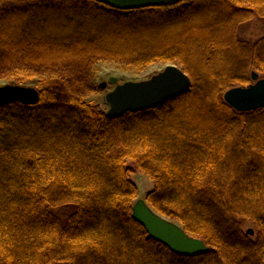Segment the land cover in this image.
Instances as JSON below:
<instances>
[{"label": "trees", "instance_id": "trees-1", "mask_svg": "<svg viewBox=\"0 0 264 264\" xmlns=\"http://www.w3.org/2000/svg\"><path fill=\"white\" fill-rule=\"evenodd\" d=\"M264 0H180L125 11L94 0H0V72L34 80L37 105L0 107V264H264V108L240 114L223 94L264 75ZM133 72L173 64L186 94L108 119L66 86L94 61ZM90 82L85 78L81 84ZM148 206L209 248L183 257L131 218L130 179ZM252 225L253 235L244 229Z\"/></svg>", "mask_w": 264, "mask_h": 264}, {"label": "water", "instance_id": "water-1", "mask_svg": "<svg viewBox=\"0 0 264 264\" xmlns=\"http://www.w3.org/2000/svg\"><path fill=\"white\" fill-rule=\"evenodd\" d=\"M109 8L132 11L142 8H153L164 4H173L180 0H94ZM252 84L245 87H233L226 91L222 99L225 104L237 113H251L264 108V77L252 73ZM109 85L113 90L104 96L107 106L105 117L115 119L125 113H136L147 108L156 109L168 100L177 99L187 93L191 85L189 77L174 65L166 67L145 81L118 83L113 77L107 82L98 84L100 91ZM39 92L35 88L6 84L0 86V107L10 103L37 105ZM131 218L143 227L148 237L164 245L171 253L179 256L196 257L206 255L209 248L200 239L189 236L176 223L172 222L150 208L144 199L134 202L131 208ZM252 236L253 229L247 230Z\"/></svg>", "mask_w": 264, "mask_h": 264}, {"label": "rangeland", "instance_id": "rangeland-1", "mask_svg": "<svg viewBox=\"0 0 264 264\" xmlns=\"http://www.w3.org/2000/svg\"><path fill=\"white\" fill-rule=\"evenodd\" d=\"M237 34L239 38L250 44L255 42L256 40L264 36V20L255 18L248 23L241 24ZM166 65L164 63L158 62L146 68L145 71L133 72V70L126 64L122 65L108 60H102V62L96 60L92 63L90 69L91 71L89 72V74H84L80 72L79 69L75 68L74 71L70 73L71 75L68 78V81H59L56 76L59 77V75L62 73H57L58 75L55 76L49 74L48 82L52 91L58 97L62 95L63 90L67 88L66 86H74V89L76 90L75 94L83 97L89 104H91L92 106L95 105L100 109V111L104 112L107 110V106H105L104 104V95L107 92L112 91L113 86L107 83L108 86L106 87V89L100 91L98 88V84L107 82L108 79L113 77L118 79L119 84H122L124 82L135 83L139 81H145L162 71L166 67ZM259 76L261 78L264 77V75ZM5 77L6 75L4 74V72H0V86H5L6 84H8ZM85 78L89 79L90 82L86 83L85 85H80L81 81ZM23 86L35 88L37 90L35 80ZM130 179L134 182L138 191V195L134 202L140 199L145 200L146 194L149 193L152 189V182L148 181L140 172L133 174ZM249 228L252 229V225L248 224L244 229L249 230Z\"/></svg>", "mask_w": 264, "mask_h": 264}]
</instances>
